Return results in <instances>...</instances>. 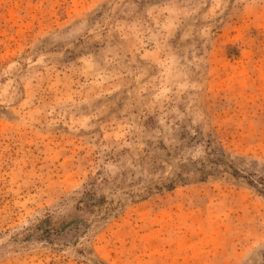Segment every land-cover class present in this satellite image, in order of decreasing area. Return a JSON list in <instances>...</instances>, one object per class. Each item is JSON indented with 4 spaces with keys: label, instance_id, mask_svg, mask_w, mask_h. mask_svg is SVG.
I'll list each match as a JSON object with an SVG mask.
<instances>
[{
    "label": "rangeland",
    "instance_id": "374dc122",
    "mask_svg": "<svg viewBox=\"0 0 264 264\" xmlns=\"http://www.w3.org/2000/svg\"><path fill=\"white\" fill-rule=\"evenodd\" d=\"M0 264H264V0H0Z\"/></svg>",
    "mask_w": 264,
    "mask_h": 264
}]
</instances>
